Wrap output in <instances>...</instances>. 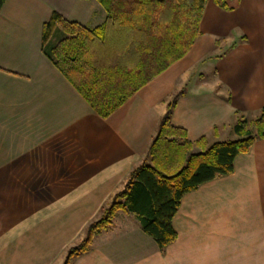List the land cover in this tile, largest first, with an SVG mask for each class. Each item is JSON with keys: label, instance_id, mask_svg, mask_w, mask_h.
Segmentation results:
<instances>
[{"label": "crops", "instance_id": "crops-1", "mask_svg": "<svg viewBox=\"0 0 264 264\" xmlns=\"http://www.w3.org/2000/svg\"><path fill=\"white\" fill-rule=\"evenodd\" d=\"M236 0H230L235 4ZM53 13L88 28L95 1L6 0L0 10V264H62L143 161L167 104L190 142L235 140L264 107V0H207L188 53L109 117L98 116L42 51ZM161 252L124 211L71 264H264V139L232 174L183 195Z\"/></svg>", "mask_w": 264, "mask_h": 264}, {"label": "trees", "instance_id": "trees-1", "mask_svg": "<svg viewBox=\"0 0 264 264\" xmlns=\"http://www.w3.org/2000/svg\"><path fill=\"white\" fill-rule=\"evenodd\" d=\"M6 0H0V10ZM91 1V0H83ZM105 12L95 28L53 13L42 30V51L101 118L109 117L153 78L182 59L199 36L207 0H92ZM223 10L237 6L213 0ZM167 104L141 164L130 172L84 237L68 248L62 264L87 253L93 238L118 211L132 214L161 252L176 239L172 220L184 194L234 171V159L264 139V107L255 118L239 119L235 140L190 142L170 118L178 98Z\"/></svg>", "mask_w": 264, "mask_h": 264}]
</instances>
